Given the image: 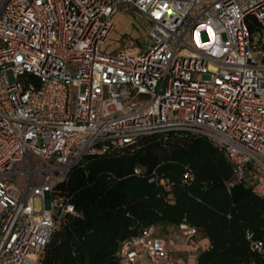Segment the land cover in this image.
I'll return each instance as SVG.
<instances>
[{"label":"built area","instance_id":"2783aa9c","mask_svg":"<svg viewBox=\"0 0 264 264\" xmlns=\"http://www.w3.org/2000/svg\"><path fill=\"white\" fill-rule=\"evenodd\" d=\"M118 11L143 18L152 42L113 41ZM179 132L223 151L229 187L264 196V0H0V264H42L64 215H78L54 193L86 156ZM175 253L148 225L118 256L180 264Z\"/></svg>","mask_w":264,"mask_h":264},{"label":"trees","instance_id":"16d2710c","mask_svg":"<svg viewBox=\"0 0 264 264\" xmlns=\"http://www.w3.org/2000/svg\"><path fill=\"white\" fill-rule=\"evenodd\" d=\"M231 178L232 165L204 135L146 136L86 156L54 193L78 215H64L42 264H124L118 252L125 240L168 224H187L209 239L197 264H264L248 239L264 241V196L248 182L229 187Z\"/></svg>","mask_w":264,"mask_h":264},{"label":"rangeland","instance_id":"374dc122","mask_svg":"<svg viewBox=\"0 0 264 264\" xmlns=\"http://www.w3.org/2000/svg\"><path fill=\"white\" fill-rule=\"evenodd\" d=\"M114 22L116 24L115 30L112 34L113 41L117 42L124 34H132L136 38H141L144 44H150L152 38L149 35L148 23L132 11H118L114 16ZM36 210L40 211L42 209V200L40 197L35 199ZM181 254L175 253V259L178 260ZM187 259L193 258L191 255H186ZM183 263V262H182ZM137 264H152L151 260L143 259Z\"/></svg>","mask_w":264,"mask_h":264},{"label":"crops","instance_id":"0c3cea01","mask_svg":"<svg viewBox=\"0 0 264 264\" xmlns=\"http://www.w3.org/2000/svg\"><path fill=\"white\" fill-rule=\"evenodd\" d=\"M158 230L159 234L162 236L175 238L176 253L181 254L176 261L180 264H195L197 262L199 252L206 249L210 245L209 239L198 232L191 237L186 236L181 229V226H176L174 224L161 225L158 227ZM187 254L193 256V258L188 260L186 257ZM143 259H149L152 264H154L153 258L149 255H145L140 258L137 263L141 262Z\"/></svg>","mask_w":264,"mask_h":264}]
</instances>
